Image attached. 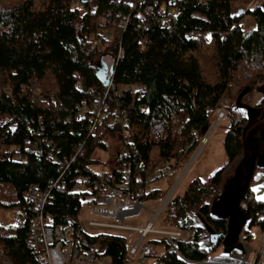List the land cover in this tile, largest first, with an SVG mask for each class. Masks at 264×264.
Returning a JSON list of instances; mask_svg holds the SVG:
<instances>
[{"label": "trees", "instance_id": "16d2710c", "mask_svg": "<svg viewBox=\"0 0 264 264\" xmlns=\"http://www.w3.org/2000/svg\"><path fill=\"white\" fill-rule=\"evenodd\" d=\"M253 1L148 0L135 8V0H0V211L34 212L27 192L32 186L47 189L61 174L54 159H48L49 152L56 159L70 158L83 143V153L52 189L47 212L55 225H73L85 248L104 252L115 264H126L124 238L88 236L82 231L77 178L94 177V154L109 150L108 141L116 140L120 148L114 157L115 174L101 175L117 184L124 171L129 172L133 186L147 190V178L156 169L168 167L174 172L184 163L228 99L225 166L207 181L194 179L163 211L170 227L190 234L177 240L181 257L170 251L165 240L151 241L167 248L159 264L207 261L219 245L209 251L201 247L204 230L195 225L191 213L197 210L217 232L226 230V223L213 217L210 208L246 154L247 112L234 102L249 88L264 86V4L242 15L234 7L235 2ZM164 5L177 11L170 29H160L153 16ZM114 11L131 14L125 31L119 24H103V17ZM246 15L256 21L249 33L242 25ZM106 30L111 36L97 44ZM190 31L198 34L194 40L186 37ZM120 44L124 56L115 83L143 90L138 92L143 94L141 100L129 92L127 100L136 106L145 103L148 110L130 113V133L125 137L113 126L116 106L111 100L102 125L91 137L90 117L77 119L76 106L93 104L103 95L105 78L98 70L106 56L116 57ZM158 197L164 196L151 189L146 200ZM245 204L250 213L245 238L251 241L253 228L264 230V201L250 189ZM28 236L27 224L22 228L0 224V250L11 264L33 261Z\"/></svg>", "mask_w": 264, "mask_h": 264}, {"label": "built area", "instance_id": "2783aa9c", "mask_svg": "<svg viewBox=\"0 0 264 264\" xmlns=\"http://www.w3.org/2000/svg\"><path fill=\"white\" fill-rule=\"evenodd\" d=\"M126 1V0H123ZM148 0H135L134 7L147 4ZM260 0H255L252 3L259 5ZM238 9L241 11H249L253 6L251 3L240 4ZM263 4V3H262ZM261 4V5H262ZM237 8V6H234ZM156 20V25L160 29H170L177 21V11L170 12L168 9L160 8L153 14ZM131 14L124 16L121 11H114L103 17L102 22L106 25L121 26L124 31L127 29L130 22ZM143 19V18H142ZM111 36L109 31L102 32L97 44H101L103 40H107ZM198 34L195 31L186 33V37L194 40ZM124 56L122 44L116 57L111 58L112 65L108 67V72L105 78L106 88L103 95L96 98L93 104L83 102L76 106V118L81 119L85 116L90 117V125L88 128V136H94L99 126L102 125L106 112L110 109V102H115V112L113 118V126L121 132L125 137L130 133L131 112H146L148 105L143 103L135 105V102L129 103L127 100L128 92L137 95L138 99L143 98L142 93H138L141 89L134 86L127 88L120 87L115 83V74L120 59ZM107 65V64H106ZM113 69V70H112ZM77 88L81 89V83L77 84ZM143 90H141L142 92ZM226 117L225 112H221L217 117V123ZM213 130L203 137L200 141V146L193 156L191 162L201 153L209 142V137ZM43 136V133H40ZM84 145L80 144L78 150L70 158L56 159L54 152L50 151L48 159H54L61 171L60 176L56 181L51 182L50 186L42 190L39 186H32L26 194V200L33 207L34 212L17 209L19 216L15 220L14 226L22 228L26 224L29 227V236L27 245L33 252V261L27 264H115L112 257L106 255L102 251H96L92 248H85L82 239L77 237L75 227L68 225H55L52 216L47 212V207L52 199V189L55 188L64 177L65 173L76 162L77 156L84 151ZM19 160H23L22 154L17 155ZM130 165L127 166V170ZM90 177H79L76 180V191L83 202V209L87 207L88 213L93 219L83 221V210L80 214L81 229L88 236H96L99 234H115L120 231L132 230L141 233L139 240L134 246L127 249L126 264L131 263V259L135 258L138 264H159L167 253L158 255L155 244L151 243V239H147L151 235L161 236V241L165 240L170 247L171 252H175L181 257L177 246L178 239L183 238V231L178 228H170L167 230H157L154 224L160 213L165 210L168 204V196L174 192L179 183L175 185L172 191L163 199L162 205L154 212L153 219L145 228L128 227L124 220L127 217L138 215L143 209H147L146 195L150 190V185L147 190H140L133 186L131 174L125 172L121 176V181L117 184L109 183L104 175L96 174ZM110 174L114 175L113 169ZM173 171L168 167H160L148 176V181L171 177ZM174 190V191H173ZM172 198V197H171ZM106 221H108L106 223ZM93 230V231H91ZM91 231V232H90ZM264 236V230L262 231ZM160 241V242H161ZM159 245V244H158ZM264 248V240L262 242ZM258 256H260L258 258ZM0 261L2 264H11L5 255L0 250ZM264 264V249L256 254L252 263L245 264ZM192 264H211V262H191Z\"/></svg>", "mask_w": 264, "mask_h": 264}, {"label": "rangeland", "instance_id": "374dc122", "mask_svg": "<svg viewBox=\"0 0 264 264\" xmlns=\"http://www.w3.org/2000/svg\"><path fill=\"white\" fill-rule=\"evenodd\" d=\"M262 3L264 4V0H260L259 5H261ZM234 5L237 6V8L240 6L237 2H235ZM249 6L255 7L254 3H251ZM165 7L166 5H164V8ZM169 11L176 12L175 9H170ZM242 25H243V30L246 33H249L250 31L256 28V21L254 20L252 16L246 15L242 22ZM104 63L107 64V68L110 67L112 65L111 58L106 56L104 59ZM258 87L259 85L248 89V91H250L249 92L250 96L252 97L249 103H248V99H242L241 102L243 104L247 103L248 105H254V103L256 104L260 102L258 101L260 98V95L254 94V92H256L255 89H257L258 91ZM36 92H37V95H39L40 90L37 89ZM238 101L239 99H237L234 102V105H236ZM229 105H230V101L228 99L224 100L223 101L224 108L221 111L226 112L225 109ZM220 113L221 112L217 114V117ZM217 117L214 115L212 116L211 127L206 132V134L203 136V137H206L207 134L210 133L211 130H213L209 137L208 144L201 151V153L194 159L193 162H191L193 156L195 155V153L197 152L200 146L199 144L198 147L186 158L184 163L180 167H177L174 169L173 175L171 177H164L161 179L151 180L150 190L151 189L159 190L161 195H163L164 197L163 198L158 197L156 199L148 200L147 209H143L142 211H140L138 215L125 218L124 223L126 226L140 228V229L145 228L146 225L152 221L154 212L158 210L159 207L162 205L164 201L163 199L167 197V195L172 191V189L175 187L177 183L179 184L177 185L174 193L172 194L171 196L172 198L174 196L175 197L182 196L185 190L188 188L189 184L194 179L198 178V179H201L202 181H207L213 175H215L217 171H219L225 166L227 162V156L225 154V149H224V139H225L227 128H229V125H230V119L229 117H225L219 123H217ZM248 137L249 135L246 134L245 147L247 150H249V148H253V146L250 145L251 143L248 140ZM108 142H109V147H108L109 150L99 149L94 154V160L96 162L91 166V171L96 174H104V173L110 172L114 168V157L115 155H117L120 145L117 143L116 140H109ZM251 160H252V154L249 155V153H246L244 160L243 161L241 160L238 166L235 167L229 173L225 184L227 185L228 183H230L232 179H234L235 183H239L241 184V186H243L244 180L246 177V171H247L248 165L250 164ZM256 172L257 170L255 171V173ZM253 180H254V177H253ZM253 180H252V184H253ZM225 187L223 188L222 193L225 191ZM263 190L264 189L261 188L260 192H258V193H261V195L258 197L259 200L261 199V201H264V191ZM253 193L256 197L257 192L255 193L253 191ZM241 210L249 216V220H250V213L245 203L241 205ZM18 216H19V211L17 209L1 210L0 211V224L5 227L14 225L15 220L18 218ZM81 218H82V223L83 221H89L93 219L92 216L89 215L87 207H84L83 216ZM191 218L194 220V223L196 226L202 227L204 230L203 238L200 241L201 247L205 248L207 251L211 250L213 245L210 242V234L208 232L210 226H208L205 223L203 217L199 214L197 210L192 211ZM107 222L108 221H106V223ZM154 228L157 230H167V229L172 228L167 223V220L165 218V212L160 213V215L155 221ZM246 229H244V232L242 235V241L244 243V251L235 250L231 254H224L223 246L220 245L219 248L216 249V251L210 256V258L207 261L208 262L210 261L211 264H245L247 262L252 263L256 257V254L264 249L262 248L263 246L262 242L264 240V236L262 235L263 230L261 231L258 228H253V230L251 231L253 238L251 241H247L245 238ZM112 235H116V236H120L124 238L126 242V248L129 249L130 247L134 246L135 243L139 240L141 233L138 231L126 230V231L117 232ZM189 235L190 234L188 232L183 231L184 239H188ZM150 239L160 242L161 236L151 235L147 239V241ZM155 248H156V252L158 253V255L166 253L165 245H162V244L155 245ZM259 257L260 256H258V258ZM207 261H204V262H207ZM0 264H2V261H0ZM130 264H138V263L135 258H132ZM255 264H257V262Z\"/></svg>", "mask_w": 264, "mask_h": 264}, {"label": "water", "instance_id": "95a60500", "mask_svg": "<svg viewBox=\"0 0 264 264\" xmlns=\"http://www.w3.org/2000/svg\"><path fill=\"white\" fill-rule=\"evenodd\" d=\"M240 13L241 15L243 14L242 11H240ZM98 71L100 77L104 76V78H106L108 72L107 65L104 64ZM106 84L107 82H105V85ZM246 92L247 91L240 95L238 106L247 112L250 124L252 121H255L260 117L262 110L258 107L241 103L240 100ZM246 131L247 128L244 131V136ZM256 167L264 169V152L261 154L255 152L253 155L246 171L243 186L239 183H235L234 179H232L230 183L226 185L225 191L220 195V197L211 204V215L217 220L225 222L226 230L223 232H217L213 228H209L208 232L210 234V242L212 245L218 244L219 246H223L224 254H231L235 250L244 251L242 235L244 229H246L249 224V216L241 210V205L245 203V198L251 189Z\"/></svg>", "mask_w": 264, "mask_h": 264}, {"label": "flooded vegetation", "instance_id": "af4514ba", "mask_svg": "<svg viewBox=\"0 0 264 264\" xmlns=\"http://www.w3.org/2000/svg\"><path fill=\"white\" fill-rule=\"evenodd\" d=\"M255 91L256 92H254V94L260 95V99L258 100L260 102L257 101L258 103H256V104L254 103V105H252V106L260 108L262 110V112H261V115H260V117L258 119H256L255 121H252L250 124L247 125V131L245 133V136H246L247 132L251 131L252 135L255 137V140H254V142L252 144L253 148H249V150H247L246 147H245L246 153H249V155L252 154V157L255 154V152H257L259 154L264 152V119H263V113H264V88L263 87H258V91H257V89H255ZM245 156H246V154H245ZM256 169H259V168L256 167Z\"/></svg>", "mask_w": 264, "mask_h": 264}, {"label": "crops", "instance_id": "0c3cea01", "mask_svg": "<svg viewBox=\"0 0 264 264\" xmlns=\"http://www.w3.org/2000/svg\"><path fill=\"white\" fill-rule=\"evenodd\" d=\"M250 92V91H249ZM247 92L242 99H248V103L249 101H251L252 97L250 96V93ZM249 93V94H248ZM260 99V98H259ZM243 104V103H242ZM245 105H247V103H244ZM247 134L249 135L248 137V140L250 141V145L253 144L254 140H255V137L252 135V132L249 131L247 132ZM252 190L257 194H256V197L257 199L259 200V196L261 195V193H258L260 192L261 188L264 189V170L263 169H258L257 172L255 173L254 175V180H253V184L251 186ZM264 191V190H263ZM261 200V199H260Z\"/></svg>", "mask_w": 264, "mask_h": 264}, {"label": "bare ground", "instance_id": "6f19581e", "mask_svg": "<svg viewBox=\"0 0 264 264\" xmlns=\"http://www.w3.org/2000/svg\"><path fill=\"white\" fill-rule=\"evenodd\" d=\"M175 190V189H174ZM173 190V191H174ZM174 192H172L169 196H168V201L171 199V196H172V194H173Z\"/></svg>", "mask_w": 264, "mask_h": 264}]
</instances>
